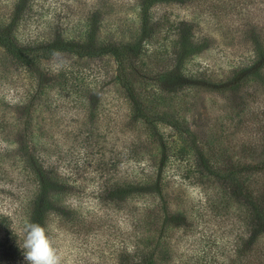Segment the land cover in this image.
<instances>
[{"label":"trees","instance_id":"obj_1","mask_svg":"<svg viewBox=\"0 0 264 264\" xmlns=\"http://www.w3.org/2000/svg\"><path fill=\"white\" fill-rule=\"evenodd\" d=\"M67 2L75 5L62 10L68 23L40 37L22 32L33 0H0V49L30 80L20 84L11 73L19 98L0 122L11 149L8 165L26 175L23 202L0 212V263L26 264L20 247L25 228L39 223L57 249L64 232L80 241L70 264H264V183L256 189L250 179L264 172V135L253 143L246 139L248 131L264 130V0ZM130 8L138 9L137 18L122 26ZM211 19L223 21L224 38L243 39L251 49L218 80L208 67L196 72L188 63L208 46L207 27L197 23ZM94 57L116 60L113 85L125 94L132 124L105 113L104 130L90 127L76 134L86 148L79 151L83 161L94 165L90 173H95L88 180L97 201L86 215L71 205L70 176L45 156L52 145L58 148L57 132L45 122L40 103L52 91L68 88L85 111L95 112L102 94L103 108L109 106V90L93 85L81 64ZM202 90L228 99L240 93L225 108L220 130H206L205 137L185 121ZM168 127L175 134L165 131ZM172 157L184 161L189 175L184 177L192 183L216 182L222 193H211L213 208L235 218L230 243L218 242L213 233L198 246L183 242L179 232L186 229L188 211L185 205L174 208L181 204L166 172Z\"/></svg>","mask_w":264,"mask_h":264},{"label":"rangeland","instance_id":"obj_2","mask_svg":"<svg viewBox=\"0 0 264 264\" xmlns=\"http://www.w3.org/2000/svg\"><path fill=\"white\" fill-rule=\"evenodd\" d=\"M32 4L34 7L29 12L31 16L28 18L26 27L22 30L25 36H33L32 34H35V36L41 34L40 37L54 35L58 26L63 27L68 23L64 15L61 17L62 10L70 8L73 11L75 7L73 2L70 3L67 0H33ZM137 11L138 9L132 10L131 8L128 11H124L125 19L121 25L124 26L126 24L129 26L133 18L136 20ZM206 22L208 23L207 25ZM222 23L223 21L218 23L215 19L199 20L197 24L201 27H207L208 46L205 52L196 54L188 62L189 67H192L194 71L197 69L200 71L203 67H208L210 74L213 75L215 80L228 76L232 68L244 56L249 55L251 51V49H247L243 39L231 40L228 37L224 38L220 27ZM136 24V22H133L134 26ZM112 28L114 30V25H112ZM106 30L108 32L112 31ZM114 33L117 34L118 31L114 30ZM56 59L58 58H55L54 61ZM81 64L84 65L87 74L90 75L93 85L97 84L100 89L109 90L106 96L109 106L103 108L105 94H102L101 99L99 98V104L96 105L97 110L95 112L85 111V108H79L78 104H75L73 99L75 96L70 97L71 94L67 91L68 88L52 91L50 96H43L40 106L42 115L46 119L45 122H52L54 130L57 132L56 142L58 143V148H54L52 145V150L45 153V156L59 167L63 176L65 174L70 176L69 181L72 184L70 201H73L71 205L73 208L82 210L87 215L92 204L97 201L91 192L95 185L92 184L91 180H88L90 176L95 174L90 173L94 165L90 166L83 161L81 152L86 151V148H83L81 135L76 137V134L81 131L86 133L85 130L90 127L98 132L104 130V124L108 119L105 113L112 116L117 114V119L124 118L125 122H129L127 120L130 113L124 92L119 85H113L112 78L117 68L116 60L113 57H94L92 60H83ZM21 67L0 49V122H2L3 113L9 114V104L19 98L17 92H15L16 90L13 89L14 85L10 83L12 80L11 73L18 74L16 77L19 78L20 84L29 83L30 81L25 72H20L22 70ZM155 70H160V67L156 66ZM108 75L110 77L107 78L108 84L105 86L104 80ZM236 95L240 96V93L231 94L228 99L227 96L229 95L221 96L215 92L202 90L196 97L197 109L186 115V125L193 132L199 133L201 137H205L211 128L219 129V124L223 120L224 110L230 106L231 98L237 101L238 97ZM262 107L260 105L259 108L261 109ZM51 110L55 111L54 114L51 113ZM94 113H96L95 116H93ZM257 115L259 118L262 117L260 114ZM261 121V124L264 125V118ZM129 123L132 124V122ZM261 124H258L256 128H260ZM165 131H171V134H175L173 129L169 127L165 128ZM263 135L264 130L257 131L252 129L246 134V139L252 140L251 143H253L256 136L260 139ZM6 138L7 129L3 128L2 125L0 128V212L11 210L17 203L23 202L22 189H24V185L22 189L20 185L26 179V175H24L23 171L20 172V168L16 169L15 166L10 167L8 165L10 157L7 156V153L11 149ZM171 153H175L174 149ZM1 157L4 159H1ZM148 157L149 154H146L145 159ZM2 160L5 164L2 163ZM130 162L135 161L131 160ZM184 165L186 164L180 158L172 157L166 167L167 175L173 181L174 195L177 194L176 203L181 204H174V208L179 207L182 209L184 207L182 205H185L188 211L187 226L186 229L179 232L180 237L186 245L192 247L204 243L205 238L208 239L211 233L217 236L218 242L230 243L234 236L233 224L235 218L231 213L225 212L223 209L220 211L218 208H213L214 203L210 197L211 193L214 194L218 190L219 194H221L222 191L215 187L216 182L213 180L208 183H192V180L184 177L189 176ZM4 167L5 170L10 168L16 170L7 172L3 170ZM250 179L253 187L257 189L259 184L264 183V172L250 176ZM59 242L62 244L58 251L63 255L66 264H70L79 252L80 241L77 238L75 239L74 234L64 232Z\"/></svg>","mask_w":264,"mask_h":264},{"label":"clouds","instance_id":"obj_3","mask_svg":"<svg viewBox=\"0 0 264 264\" xmlns=\"http://www.w3.org/2000/svg\"><path fill=\"white\" fill-rule=\"evenodd\" d=\"M20 247L26 264H66L63 255L55 246V241L39 223L26 226Z\"/></svg>","mask_w":264,"mask_h":264}]
</instances>
